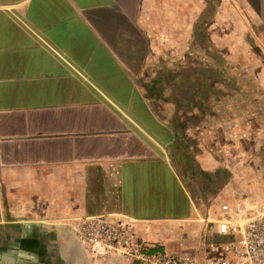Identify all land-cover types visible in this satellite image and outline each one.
Masks as SVG:
<instances>
[{
	"label": "crops",
	"instance_id": "1",
	"mask_svg": "<svg viewBox=\"0 0 264 264\" xmlns=\"http://www.w3.org/2000/svg\"><path fill=\"white\" fill-rule=\"evenodd\" d=\"M224 202L264 206V0H0V264H128L92 214L199 255Z\"/></svg>",
	"mask_w": 264,
	"mask_h": 264
},
{
	"label": "built area",
	"instance_id": "2",
	"mask_svg": "<svg viewBox=\"0 0 264 264\" xmlns=\"http://www.w3.org/2000/svg\"><path fill=\"white\" fill-rule=\"evenodd\" d=\"M203 219L215 223L216 233L225 239L207 242L199 255L148 251L134 222L126 218L80 216L73 231L90 255H116L128 264H264V206L244 213L239 205L224 202L214 220Z\"/></svg>",
	"mask_w": 264,
	"mask_h": 264
},
{
	"label": "rangeland",
	"instance_id": "3",
	"mask_svg": "<svg viewBox=\"0 0 264 264\" xmlns=\"http://www.w3.org/2000/svg\"><path fill=\"white\" fill-rule=\"evenodd\" d=\"M236 204V203H235ZM238 205V204H237ZM241 207V206H240Z\"/></svg>",
	"mask_w": 264,
	"mask_h": 264
}]
</instances>
